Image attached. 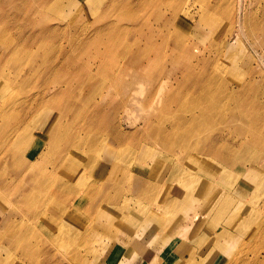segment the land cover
Returning a JSON list of instances; mask_svg holds the SVG:
<instances>
[{
  "label": "rangeland",
  "instance_id": "374dc122",
  "mask_svg": "<svg viewBox=\"0 0 264 264\" xmlns=\"http://www.w3.org/2000/svg\"><path fill=\"white\" fill-rule=\"evenodd\" d=\"M111 1L59 0L60 9L51 16V24L62 30L58 32L60 37L45 41L40 52H48L55 59L62 46L67 54L76 56L75 63H81L84 69L89 67L87 61L91 55L76 54L66 40L74 38L77 32L84 31V34L110 22L117 25L111 38L113 45L118 52L126 46H134V52L146 65L144 72H140L146 74H141L139 69L126 68L118 57L111 56L105 70L109 73L116 70L117 75L109 78L107 72H98L91 87L81 92L80 112L83 115H75L80 122L67 129L69 133L78 135L88 120L101 125L110 121L121 123L124 134L128 136L125 140L109 144L106 131L90 130L89 133L104 137L94 145V151H88L87 144L80 145L78 151L80 154L95 153L99 158L95 165L101 163L107 167L105 174L111 168L110 159H118L127 171L140 173L141 177L148 179L152 189L144 193L131 192L128 180H132L128 177L111 184L90 182L104 177L100 176V166L92 170L82 169L79 176L72 172L59 174L55 171L45 177L47 188L50 187L47 193H53L56 183L62 180L70 182L71 191L61 192L56 202H50V209L41 222H33L21 204H10L11 207L19 206L20 216L25 219L23 224L15 225L13 229H19V238L25 237L28 232L24 239L27 246L18 252L8 249L7 254L3 248H9V243L0 237V264H41L46 255L51 257L50 264H254L257 259L264 263V153L256 150L240 155L235 153L238 156L230 164L223 162L222 158H213L201 165L194 179L174 180L170 176L172 168L179 164V149L168 153L161 145L147 139L136 142L131 138L135 129L132 124L151 121L157 128L169 127L170 122H176L181 117L189 118L205 112L209 108L203 101L205 98L195 93L206 76L211 79L206 98L213 101L216 114L213 112L201 127L196 128L194 141L188 145L206 142L208 146L211 137L225 129L238 134L240 121L226 125L216 116L218 111L227 116L236 105H245V114L249 110L251 116H260L263 122L261 129L264 130V49H255L250 43H264V0H228L221 10L224 14L208 8L207 3L212 0H113L112 3L117 6L114 11L107 8ZM241 7L243 19L247 22L242 30L237 23ZM210 17L213 20H209ZM249 26L258 29L250 33ZM156 30L165 38L169 37L165 44L159 38L154 43L145 40V36ZM180 31L185 33L182 53L175 51L173 46ZM58 41H61V46ZM99 47L101 51L106 49L104 45ZM36 66L43 68L45 64L40 60ZM188 67L190 69L186 70ZM128 71H131L129 76ZM42 72L40 70V75L31 79L27 87L23 86L26 94L38 91ZM121 72L122 77L119 78ZM199 73H202V81H197ZM247 85H250V90L244 91ZM46 96L34 103L33 111L55 103L50 100V94ZM95 107L105 115L94 113ZM48 111L55 116L54 110L48 107L41 109L39 114L35 113L36 118L30 121L33 123L32 135L39 134ZM15 113V118L19 120L17 127L20 131L25 130L34 112ZM66 121L68 126L71 114ZM87 133L85 130L82 134ZM147 133L140 131L135 134L138 139L144 134L147 136ZM64 135L57 144L62 154L70 150L67 144L72 142L68 132L65 131ZM8 144L6 141L4 150H7ZM259 144L264 146V141ZM218 155L227 154L220 152ZM53 159L52 154L45 150L36 163L40 169H50ZM260 161L263 165L256 166ZM5 168L0 167V185L5 179L4 187H8L17 177L9 171V164ZM72 174L74 177L69 179ZM202 179L218 181L219 185H226V190L231 189V192H223L230 203L227 217L217 216V210L208 213L201 208L207 200L200 192V185L184 194L174 191ZM241 183L240 192H233L239 189ZM98 185L100 193L89 190ZM2 192L7 194L4 201H10V193ZM104 211L105 217L102 215ZM159 224H162L159 230L153 231ZM31 225L34 227L31 228ZM2 228L0 226V236ZM137 248L140 250L137 251Z\"/></svg>",
  "mask_w": 264,
  "mask_h": 264
},
{
  "label": "bare ground",
  "instance_id": "6f19581e",
  "mask_svg": "<svg viewBox=\"0 0 264 264\" xmlns=\"http://www.w3.org/2000/svg\"><path fill=\"white\" fill-rule=\"evenodd\" d=\"M112 1L109 2L107 8L110 7V9L114 11L117 6L114 4L115 2L112 3ZM227 1L228 0H212L207 3V6L213 12L223 13L224 11L221 10L224 9ZM60 5L59 0H0V167L2 168L5 166L6 170L9 164L11 167L8 168L11 169L9 171H13L14 177H17L16 181L11 182V186L4 187L5 179L1 180L0 185V226L3 227V234H1L0 237L2 239L4 238V240L9 243V248H3V250L7 251V254L9 253L8 249L12 250V252L25 250L27 245L24 242V239L28 236V232H26L25 237L19 238V229H13L15 225L23 224L25 219L20 216L21 213L19 206L11 207V203L17 205L21 204V206L25 208V214L30 215L33 222H41L45 217L44 215L47 210L50 209V202H56L58 195L61 192L71 191V186L69 185L70 182L62 180L56 183L53 193H47V190H49L50 187L47 188V179L45 177L55 171H58L59 174L61 172H72L79 176L82 169L87 168L88 170H92V168L100 166V176L104 177L101 180L90 179V182H97L96 184L100 185L104 183L111 184L120 178L124 179L125 177H128L132 180H128L131 192L144 193L150 192L152 189L148 179L144 176L141 177L140 173L136 174V172H134V174L131 172L132 170L127 171L118 159L114 158L111 160L109 158L111 168L105 174L107 167L100 165L101 163L97 166L95 165L96 160L99 159L95 153L89 152L80 154L78 151L80 145L86 144L88 145V151H94V145L104 137V135L100 136L96 133H89L90 130L101 129V131H106L108 133L107 143L109 144H116L125 140L128 136L124 134V128L121 123L118 121L117 123L110 121L101 125L93 120H88L79 131L81 134L78 135L69 133V129H67V127L69 128L73 123L78 124L80 122V118H76L75 115L77 114V116L80 117L83 115V112H80L82 109L81 92L91 87L96 80V75L104 72L109 74V78H113L117 75L116 70L113 73H109L105 70L111 56L118 57V60L121 61L126 68H132L133 70L139 69V72H144L146 65H143L144 63L141 56L134 52V50H136L134 46H126L123 50L118 52V48H116L111 41V38L115 35L117 29V25L113 22H110V24L105 27H102V25L94 27L84 34V31L77 32L74 38L66 40L68 46L71 44V50L76 54L77 52H80L82 55H91V59H88L87 61L89 67L83 69L81 63L76 64V56H72V53L67 54L61 46V41H58L61 49L58 51L55 59L54 56L50 57V53L48 54V52L46 54L41 53L40 49L43 47L42 45H44L45 41L58 40L60 37L58 32L62 30H59V27L52 26L51 24V16L55 15L60 9ZM242 8L243 7L240 8L241 10H238L239 12L241 11L238 14L239 16L237 15V23L240 26V30L247 25V22L243 19L244 15L242 13ZM227 11L229 12V10ZM228 12L225 11V13ZM108 15H110V13H108ZM213 17L208 19L213 20ZM256 26H258V24ZM6 27L8 28L7 30L5 29ZM257 29L258 28L254 26L248 27L250 33ZM10 30L13 31L11 32ZM180 32V35L177 34V39L174 36L176 41L173 42V46L175 51L182 53L185 33L182 31ZM240 32L243 34L242 31ZM160 36L163 37L164 40ZM144 38L151 43H154L156 38H159L163 43L164 41L166 43L167 38L169 37L165 38L159 30H156L155 33L152 31ZM250 43L255 49H264V43ZM101 45L105 46L106 49H103L105 51H101L99 47ZM91 51L93 52L92 54ZM159 51L162 52L163 50L160 49ZM40 60L45 64L43 68L36 66ZM189 69L190 68L188 67L186 70ZM40 70H43V75L40 78L41 80L38 91L26 94V89L23 86L25 85L27 87L31 79L36 77ZM142 72L140 73L146 74ZM127 75H131V71H128ZM201 76L202 73H199L197 77L200 78H197V81H202ZM121 77L122 72L120 73L119 78ZM210 80L211 79L206 76L203 84L198 86L195 93L197 96L205 98L203 101L207 102L209 106L205 112L195 116L191 115L189 118L181 117L176 122H170L169 127L157 128L151 121H143L141 124H132L135 129L132 132L131 138L136 139V142L142 139H147L153 144L156 143L161 145L162 149L168 153H173L174 149L180 150L177 151L179 153L177 154L179 164L174 166L171 170L170 177H173L174 180L194 179L195 176H197L196 174L200 172L201 165L205 163V161L207 162L213 158L218 160H221L222 158L223 162L230 164L232 161H235V156H238L237 154L240 155L248 150H256L259 153H264V146L259 144L264 141V130L261 129L263 122L260 116H251L249 110L248 114H245V105L242 107L239 105L233 106L229 110L227 116H223L220 111H218L216 115L226 125H230L235 120L240 121L241 127L238 130V134L235 132V134H233V131L230 129L227 131L225 129L221 133L211 137L208 146L206 145V142L201 145L196 143L194 145H188L194 141L195 133L198 131L196 128L201 127L204 124L203 121L212 116L213 112L216 114L215 108H213V101L206 98L208 91L210 92ZM243 90L249 91L250 85H247V88H244ZM232 92L233 90L230 93ZM47 94H50V100H54L55 103L52 102L46 104L44 108L48 107L51 110H54L55 116L48 111L47 115L43 118V125L41 126L39 134L32 135L31 132L33 131V128L31 126L32 122L30 123V121L34 119L36 114H39L38 112H40L41 109H44L38 107L33 111L34 103L38 100L45 99ZM15 111L23 114H26V112H34L30 117L25 130L20 131V127H17L19 120L15 118ZM94 113H98V116L105 115V112L96 107ZM70 114L71 121L67 126L68 121H66V119ZM85 130L88 131L87 135L82 134ZM65 131L68 132V137L72 142H68L67 144V147H69L70 150L65 154H62L59 152L60 148L57 144L65 137ZM140 131L148 132L147 136L144 134L137 139L135 133ZM6 141H8L9 144L7 150H4L3 146ZM82 142L84 144H82ZM207 147L209 148L207 149ZM45 150H48L54 158L51 161L50 169L45 167L40 169L36 163L38 158H42ZM220 152L229 156H219L218 154ZM256 153L253 156V160L256 158ZM152 155L154 156V154H151V156ZM24 156L26 157L25 160L23 159ZM258 163L259 164L257 165H253L258 167H260L261 164L263 165L262 161ZM253 165L251 166V170H253ZM128 167L130 166L128 165ZM253 172H256V170ZM240 174L241 172L239 173V177ZM73 177L74 175L72 174V176L68 178L71 179ZM237 181H239V178ZM100 185L90 188L89 190L98 194L100 193V189L97 190V188ZM199 185L201 187L200 192H203V197L207 200L206 204L203 202L201 208L208 213L217 210V216L227 217L228 204L230 203L226 201L223 192H231V189L226 190V185L221 186L218 181L208 179L197 180L192 185L185 184L184 187L175 188L174 191L184 194L185 192H191V188H195V186ZM242 186L243 183H241L239 189H235L233 192H240ZM116 189H119V187H116ZM3 190L10 193L8 194L11 198L10 201H4L7 194L5 195V192H2ZM44 197L47 199H44ZM104 214L105 211L102 212L103 216ZM160 226H162V224L157 225L153 231H158ZM32 227L34 226L31 225V228ZM175 232L176 235L179 234L176 230ZM13 239H16V241H13ZM139 250L137 248V251ZM44 259L41 264H50L49 259H51V257L49 255H46ZM254 264L264 263L262 260L257 259Z\"/></svg>",
  "mask_w": 264,
  "mask_h": 264
}]
</instances>
